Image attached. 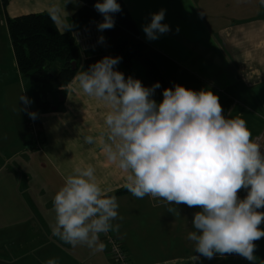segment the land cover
Instances as JSON below:
<instances>
[{
	"label": "crops",
	"instance_id": "1",
	"mask_svg": "<svg viewBox=\"0 0 264 264\" xmlns=\"http://www.w3.org/2000/svg\"><path fill=\"white\" fill-rule=\"evenodd\" d=\"M122 2L171 88L179 84L197 92L211 90L219 97L226 118L231 112V117L245 119L252 139L264 132V5L260 0ZM83 5L80 0H10L4 6L0 0V42L8 44L1 42L6 53L0 62L4 64L6 55L14 53L8 18L50 15L56 8L63 21L56 23L59 31L74 32L86 24L73 21ZM161 9H166L162 23L171 31L149 41L142 26L151 22L150 14ZM14 60L21 91L17 87L5 91L8 78L0 73V264H45L55 257L59 264H115L108 255L107 234L124 245L133 264H194V243L187 237L195 230L193 213L200 209L133 196L125 187L127 173L108 161L102 151L107 133L103 103L84 94L73 79L62 89H47L50 107L38 108L16 57ZM129 76L145 87L154 85L146 78L145 69ZM24 94L32 101L30 105L20 102ZM5 98L9 100L3 103ZM153 99L162 102L160 88ZM29 112L37 113V118L32 119ZM87 135L96 142L87 144ZM87 165L95 168L101 186L111 189L109 195L117 197L118 213L123 217L113 222L120 225L119 231L101 234L105 248L100 252L66 244L53 236L51 229L55 223L54 195L75 167ZM238 196L244 198L242 189ZM254 243L255 264H264V237ZM200 264L251 262L231 254L212 260L201 258Z\"/></svg>",
	"mask_w": 264,
	"mask_h": 264
},
{
	"label": "clouds",
	"instance_id": "2",
	"mask_svg": "<svg viewBox=\"0 0 264 264\" xmlns=\"http://www.w3.org/2000/svg\"><path fill=\"white\" fill-rule=\"evenodd\" d=\"M94 8L103 16L98 30L113 29L114 14L122 11L117 0H98ZM165 15L166 9L152 13L151 22L142 26L149 41L171 31L162 23ZM50 18L63 23L56 8ZM104 41L101 36L99 42ZM121 61L106 56L74 77L84 94L107 109L102 144L107 160L127 173L125 187L136 198L150 196L200 209L193 213L195 230L187 237L194 243V264L231 254L255 264L254 242L264 237V211H258L264 209V151L252 139L245 119L231 117V112L226 118L211 90L197 92L179 84L165 89L158 103L153 96L161 84L145 87L139 79H126L117 70ZM21 101L32 103L25 94ZM28 115L37 118L35 112ZM84 139L96 142L92 135ZM241 189L247 192L243 199L238 196ZM110 192L101 186L92 165L75 167L53 197L52 235L73 247L103 251L101 234L119 231L120 225L113 222L123 219L117 197ZM45 264H59V258Z\"/></svg>",
	"mask_w": 264,
	"mask_h": 264
},
{
	"label": "trees",
	"instance_id": "3",
	"mask_svg": "<svg viewBox=\"0 0 264 264\" xmlns=\"http://www.w3.org/2000/svg\"><path fill=\"white\" fill-rule=\"evenodd\" d=\"M2 1L7 6L10 0ZM80 1L84 5L74 14V23L103 21V16L94 8L98 0ZM117 2L122 11L114 14L115 27L103 31L110 48L101 52H82L75 43L73 32H60L49 14H27L7 19L18 69L26 80L28 91L32 92L35 106L48 109L49 103L42 100L47 89L66 87L79 71L87 70L106 56L122 57L117 70L123 72L125 77L130 75L134 63H138L144 67L145 76L150 82H159L162 91L171 88L157 62L148 53L146 43L139 38L137 25L125 10L122 0ZM59 59L63 67L56 74L49 72L52 62ZM246 195L247 192L243 190V197ZM260 228L264 230V222Z\"/></svg>",
	"mask_w": 264,
	"mask_h": 264
},
{
	"label": "built area",
	"instance_id": "4",
	"mask_svg": "<svg viewBox=\"0 0 264 264\" xmlns=\"http://www.w3.org/2000/svg\"><path fill=\"white\" fill-rule=\"evenodd\" d=\"M100 20L91 21L81 26L73 32L76 45L82 52H101L109 50L110 43L105 39L103 43L99 42V38L103 36L98 30L97 25ZM264 151V132L253 139ZM109 244L110 254L117 264H132V261L124 247L116 238L106 235Z\"/></svg>",
	"mask_w": 264,
	"mask_h": 264
},
{
	"label": "rangeland",
	"instance_id": "5",
	"mask_svg": "<svg viewBox=\"0 0 264 264\" xmlns=\"http://www.w3.org/2000/svg\"><path fill=\"white\" fill-rule=\"evenodd\" d=\"M4 29H5V27H4ZM6 31H7V29H6ZM3 33H5V30ZM105 39L108 40L106 37H105ZM1 42H3L6 46H8V44L6 42H4V41H1ZM1 42H0V57L3 58L5 56L6 49L3 46L1 47ZM5 58H6L5 60L2 59L4 61V64L2 63V61L0 62V73H2V72L5 73L7 75V78H8L7 83H6V87H5V91L6 90H12L13 91L15 89V87H17L21 91L22 86H21L20 82L17 81V71L15 68L14 53L13 52L8 53ZM62 64L63 63L60 59L52 62L51 66L49 68V72L56 74L59 71V69H61ZM143 71H144V69L140 64L134 63V67H133V70L131 72H134L135 74L138 75L139 73H142ZM24 82H25V80H24ZM2 86H0V89L3 88ZM27 88H28V86H27ZM31 94H32V92H31ZM8 100H9V98H5V99H3L2 102L6 103V102H8ZM33 103L35 105L34 100H33ZM108 255L111 258V260L113 261V263L117 264L116 261L113 260L112 255L110 254V248H108Z\"/></svg>",
	"mask_w": 264,
	"mask_h": 264
},
{
	"label": "water",
	"instance_id": "6",
	"mask_svg": "<svg viewBox=\"0 0 264 264\" xmlns=\"http://www.w3.org/2000/svg\"><path fill=\"white\" fill-rule=\"evenodd\" d=\"M101 34H102V33H101ZM46 98L49 99V101L51 100L50 95H47V96L45 95V96H43V97H42V100H43V101H46ZM51 101H52V100H51ZM56 108H57V107H54V109H56Z\"/></svg>",
	"mask_w": 264,
	"mask_h": 264
}]
</instances>
